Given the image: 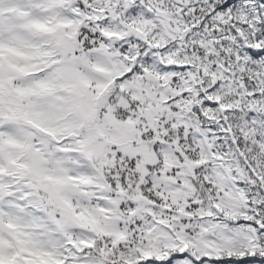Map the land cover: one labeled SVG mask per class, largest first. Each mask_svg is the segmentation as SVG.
<instances>
[{
    "label": "snow or ice",
    "instance_id": "obj_1",
    "mask_svg": "<svg viewBox=\"0 0 264 264\" xmlns=\"http://www.w3.org/2000/svg\"><path fill=\"white\" fill-rule=\"evenodd\" d=\"M0 264H264V0H0Z\"/></svg>",
    "mask_w": 264,
    "mask_h": 264
}]
</instances>
